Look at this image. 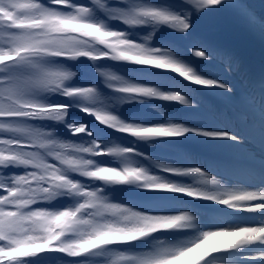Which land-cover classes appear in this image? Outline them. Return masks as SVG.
I'll return each instance as SVG.
<instances>
[{"label":"snow or ice","instance_id":"obj_1","mask_svg":"<svg viewBox=\"0 0 264 264\" xmlns=\"http://www.w3.org/2000/svg\"><path fill=\"white\" fill-rule=\"evenodd\" d=\"M213 12L264 47V0H0V264H264V65Z\"/></svg>","mask_w":264,"mask_h":264}]
</instances>
